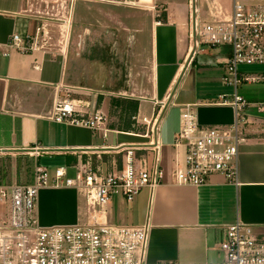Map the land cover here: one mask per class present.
Instances as JSON below:
<instances>
[{
  "label": "crops",
  "instance_id": "0c3cea01",
  "mask_svg": "<svg viewBox=\"0 0 264 264\" xmlns=\"http://www.w3.org/2000/svg\"><path fill=\"white\" fill-rule=\"evenodd\" d=\"M56 1L50 0L48 6L43 0H0V157H13L17 163L25 155L37 165L48 168L43 163L46 158L59 156L65 164L58 166H66L68 174L74 176L72 167L81 163L85 154L101 158L94 164L99 171L108 173L120 167L117 160V168L108 165V161H115L114 154L122 156L126 148L134 146L137 157L143 153L145 159L138 164L150 166L154 152L149 143L156 139L163 147V113L167 106L176 104L175 86L189 66V44L185 50L183 33L184 29H187V36L189 33V0L181 5V0H70L69 29L60 28L63 18H67V7L59 8ZM90 1L102 6L113 4L114 12L100 10L101 16L108 15L113 22L104 18L100 22L78 18V2H86L84 5L89 8ZM215 1L230 13L232 0L229 6L221 0H200L201 18L209 16ZM243 1L249 5L256 3ZM42 2L46 6L41 5ZM151 4L157 9L153 10ZM122 7L150 13V23L143 22L142 16L136 14L138 11L127 14ZM131 24L135 28L129 27ZM15 33L35 37L37 48L24 53L11 47L9 41ZM116 40L121 41L118 62L110 46V42ZM91 43L102 50L100 60L90 53ZM210 51L216 58L200 64L206 76L205 91L202 94L194 91V100L183 103L182 108L186 104L194 106L201 125L226 127L234 122L235 111L232 106L218 104L217 100L220 94L232 91L222 82L230 47L202 52ZM102 61L120 67L117 72L122 77L119 73L108 79L100 73L96 75L99 68L94 66L102 68ZM247 73L260 79L239 88L240 94L251 104L244 110L248 121L242 129L245 140L240 145L238 186L218 174L199 187L176 185L174 170L177 160L183 157L181 148L174 146V137L179 131L176 130L171 135L169 148L162 150L163 183L153 189H142L132 202L116 196L109 203L111 212L114 206L119 207L121 221L126 225L150 224L147 264L221 261L224 253L220 244L227 227L238 219L251 225L258 239L264 241V112L258 109V104L264 103V70L254 69ZM73 93L87 94L89 100L86 102L90 104L96 103L100 94L137 100L139 105L134 119L146 131L125 130L124 123H105L95 132L86 126L51 120L48 114L54 102ZM145 100L152 102L151 112L143 107ZM161 102H169V105L161 108ZM158 110L161 119L154 134L150 132L152 123L147 125L144 118L152 119ZM71 159H75L74 164L69 163ZM17 169L16 173L21 176L22 168ZM25 177L26 181L21 182L32 183L34 171ZM77 195L78 189L65 185L41 188L37 204L39 223L43 226L78 223ZM139 196L145 201L139 206L142 213L138 212ZM98 217L101 219L100 215Z\"/></svg>",
  "mask_w": 264,
  "mask_h": 264
},
{
  "label": "built area",
  "instance_id": "2783aa9c",
  "mask_svg": "<svg viewBox=\"0 0 264 264\" xmlns=\"http://www.w3.org/2000/svg\"><path fill=\"white\" fill-rule=\"evenodd\" d=\"M199 1H188L187 62L192 63L202 51L230 47L222 82L232 91L220 94L217 103L232 106L235 119L226 127L204 126L199 123L194 106L186 104L182 108L174 146L181 148L183 157L176 162L175 183L199 187L218 174L238 186L240 145L245 140L242 129L248 121L244 110L251 104L240 94L239 88L260 79L246 75L239 67L264 64V2L249 5L243 0H232L231 11L226 13L215 1L209 16L201 18ZM152 8L156 10L157 6ZM9 45L28 53L37 48L38 41L33 36L15 33ZM167 104L161 102V108ZM88 106L75 99H57L48 117L55 122L86 126L98 132L106 123V115L97 109H85ZM258 109L264 112V103H259ZM160 116L158 110L152 119L144 118L147 125L152 123L151 133H156ZM149 146L154 152L150 166L138 164L145 162L143 153L137 157V148L131 146L123 152L122 167L114 172L102 174L88 157L87 161L72 167L74 176L68 174L66 166H57L51 178L47 167L37 165L32 183H0V201L10 204L9 221L0 219V264H147L149 223L111 225L95 212L84 225L43 226L38 220L37 204L41 188L62 185L85 189L88 200L102 208L116 196L132 202L142 189H153L164 180L162 144L152 139ZM220 248L224 253L221 261L187 264H264V241L258 239L251 225L239 219L227 227Z\"/></svg>",
  "mask_w": 264,
  "mask_h": 264
},
{
  "label": "rangeland",
  "instance_id": "374dc122",
  "mask_svg": "<svg viewBox=\"0 0 264 264\" xmlns=\"http://www.w3.org/2000/svg\"><path fill=\"white\" fill-rule=\"evenodd\" d=\"M45 1L48 6L51 4L49 3L50 0H43ZM69 1L70 0H57L56 3L58 4V7L61 8L62 6L67 7V18H63V21L61 22V29H69V19H68V5H69ZM186 0H181L179 3L180 5L183 3H185ZM226 6H229L230 4V0H221ZM252 1H256V3H260L261 1L264 0H250V2ZM187 2V1H186ZM86 2H78V6H77V17L78 18H87L91 21H101L103 18L107 21V22H113L112 19H110L108 15H103L101 16L102 12L100 10H104L107 13L110 12H114V9H116L115 7H111V5L113 4H104V6L99 5L98 2L95 1H90L87 4L90 5L89 8H86L88 6L84 5ZM41 5H45L44 2L41 3ZM110 5V6H109ZM134 5V4H133ZM149 7V5H147ZM152 4L150 5V7L152 8ZM121 9H124L125 12H127V14L131 13L134 14V12L136 13V11L128 8V7H122ZM153 9V8H152ZM154 10V9H153ZM136 14H140L142 16V20H144L143 22L145 23H150V13L148 14V12L145 11H138V13ZM128 20H126L127 22ZM91 25V24H88ZM129 27L131 28H135V26L133 24H131ZM149 28V27H148ZM186 28V27H185ZM150 29V28H149ZM184 41H185V50L187 48V45L189 44L188 41V36H187V29H184ZM117 39V38H116ZM118 41V42H116ZM114 43L112 41V43L110 42V46L111 48H113L112 53L116 55L117 59L115 58V61H119L118 56H120V42L119 40H116ZM188 43V44H187ZM107 44V42L105 43ZM96 45H98V42L96 43ZM96 45L91 43V49H90V53H93V57L94 59L100 60V54H102V50L101 49H96L98 48ZM113 45V47H112ZM93 47H95L94 51H93ZM119 49V52H118ZM209 51V50H208ZM123 52V51H122ZM117 53L119 55H117ZM83 54H85V52L83 51ZM99 55V56H97ZM107 57V56H106ZM105 57V58H106ZM104 58V59H105ZM216 58V55L210 51V52H201L200 54H198L194 60L196 61L193 65L189 64V66L185 69V71L183 72L179 82L177 83V85L175 86V92L177 94V98H176V104L172 105V106H167L164 110V119H163V123H162V136H163V147L161 149V155H162V150L166 151L169 148L170 143H172L171 141V135L176 131L179 130V126H180V113L182 111V104L185 102H191L194 100L193 96H194V91L195 92H200L202 94V92L205 91V74L202 73V69L204 66H200L201 63H207V62H211ZM108 57L105 59L107 60ZM112 59V58H111ZM101 62V61H99ZM105 62V61H104ZM94 63V62H93ZM114 63H110L108 64L107 62L103 63L102 61V68L99 67V65L97 66V64H95L94 68H99V72L96 73V75L98 73H100V75H104V77H106L107 79L110 77L111 75L114 76L115 74L117 75V70H121L120 67H117L116 65H113ZM104 70V72H102V70ZM240 70L247 73V72H251L254 69H260V70H264V64H254V65H241ZM96 69V71H97ZM116 72V73H115ZM121 74V73H119ZM248 74V73H247ZM122 77V74H121ZM101 82L102 79H101ZM103 84H105V82H103ZM68 96V97H67ZM65 95L66 99H75V100H79L88 104V108H85L87 110L93 111L96 109H101L105 112L106 115V123H113V124H123L125 119L122 116V112H121V106L119 105L122 104L123 101H126L125 98H122L121 96L118 95H113V94H109L108 97L105 96V94H100V97L98 98V101L96 103L90 104V102H86L88 101V97L87 94H77V93H73V95ZM94 102L95 100L92 99ZM125 104V102H123ZM124 104H122L124 106ZM147 107L146 109L151 112L152 109V102L150 101H146L145 100V104L143 105V107ZM145 109V108H144ZM131 120L136 121V119L131 118ZM127 122V121H126ZM137 123V122H136ZM141 124H136L135 125V130L138 131V129H144V131H146L145 127L142 125V127H139ZM138 128V129H137ZM114 154V153H112ZM86 158L83 157L81 158L83 162L87 161L88 157H91V162L92 164L95 166L94 162H96V159H101L99 157H97L95 155L94 159V155L92 154H85ZM114 160L110 163V161H108V165H110L112 168H117L118 165L116 163V160L118 158V154H114ZM103 156V155H102ZM47 160H45L43 163L45 165L48 166L49 169V173L51 175V178L54 176L55 174V169L56 166L60 165V164H65L64 161L62 160L61 157L59 156H54L53 158H46ZM112 158H108V160H111ZM161 160L162 157H161ZM16 160L13 157H6V156H2L0 157V179H1V184L4 185H10V184H18V183H23L21 181H26L25 180V176L28 174H32L33 171H35L37 164L35 163V161L31 158H28L27 156H21V158H19V160L17 161V163L15 162ZM114 162V163H113ZM21 166V167H20ZM17 168H22L21 169V176L19 174H17L16 172L18 171ZM96 168V166H95ZM102 174H106V171H101ZM52 182H50L51 184ZM140 197V196H139ZM137 198L140 202L138 204V212L142 213V207L139 208V206L142 204L144 205L145 201H144V197H140ZM78 201L77 203V222L80 225H84L87 224L89 221V218H91V214L97 212L98 215L101 216V219L106 220V222L108 224L111 225H126V223H123L121 220V216L119 213V207L114 206V210L111 212L110 208H108V206L106 208H102L100 206H98L93 200H88V196H87V192L85 189H78V195H77V199ZM143 200V201H142ZM114 204L116 205V202H114ZM74 210V209H73ZM130 217L133 218V214L129 213ZM9 216H10V204L6 201H0V219L1 218H6L7 221H9Z\"/></svg>",
  "mask_w": 264,
  "mask_h": 264
},
{
  "label": "trees",
  "instance_id": "16d2710c",
  "mask_svg": "<svg viewBox=\"0 0 264 264\" xmlns=\"http://www.w3.org/2000/svg\"><path fill=\"white\" fill-rule=\"evenodd\" d=\"M123 102H125V104ZM123 102L122 104H124V106L119 103V105L121 106L122 116L125 119L123 128H125V130L127 129L128 131H130V129L135 130V127L133 126L136 125V121L131 120V118L134 119V116H136L135 114L138 111L139 102L137 100H131V99H126V101H123ZM141 130L143 131L144 129H141ZM117 161H118V164H120L119 168H121L122 167V156L121 155L118 156ZM69 163L74 164L75 159L69 160Z\"/></svg>",
  "mask_w": 264,
  "mask_h": 264
}]
</instances>
